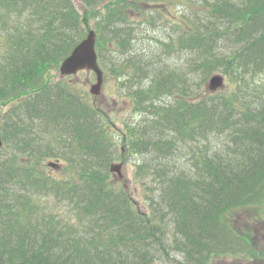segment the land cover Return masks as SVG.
Wrapping results in <instances>:
<instances>
[{"label":"trees","instance_id":"16d2710c","mask_svg":"<svg viewBox=\"0 0 264 264\" xmlns=\"http://www.w3.org/2000/svg\"><path fill=\"white\" fill-rule=\"evenodd\" d=\"M81 1L83 13L72 0H0V264L248 252L226 216L264 199V0ZM171 3L178 16L162 26L154 5ZM90 29L130 104L122 128L49 77ZM215 73L226 81L211 91ZM128 153L143 209L109 170Z\"/></svg>","mask_w":264,"mask_h":264},{"label":"rangeland","instance_id":"374dc122","mask_svg":"<svg viewBox=\"0 0 264 264\" xmlns=\"http://www.w3.org/2000/svg\"><path fill=\"white\" fill-rule=\"evenodd\" d=\"M72 1L78 12L83 13V2L81 0ZM154 6L164 14L162 16V20L159 22L160 24H162V26L164 24H170L171 20H174V18L178 16L176 5L173 3L168 5L157 4ZM148 9L149 8H147L146 10ZM152 46L153 45L151 41H146L145 50H149V48H151ZM49 77L54 81H58L60 79L67 83H70L75 90L80 93H84V95H86L87 98L91 99V101L95 105L101 106L102 110L108 112L110 120L114 121L116 124L115 126H117L118 128H122L123 122L132 115V111L128 107L129 102L127 101L128 104L126 103V96H120L123 94V92L118 88L119 85L117 87L114 78H111L112 76H107L104 74L101 93L97 96L89 92L91 84L96 81L95 75L91 71L80 70L75 74L63 76L57 69L52 72ZM12 103L13 102L7 103V105H4L3 108H8V105L10 106ZM114 130L117 133L119 132L115 128ZM132 154L133 153H128L126 154V158H121L115 161L122 163L121 172L123 174V180H119L115 173L112 174L114 176L116 185L125 184L126 188L132 196L134 203L138 206V208L143 209L146 206V201L143 196V190L141 187H139V184L137 183L133 175L134 157ZM49 162H51L50 165ZM46 165L48 166L49 172H51L53 176L62 177L64 175L62 161L52 158L46 161ZM247 205L236 208V211L235 209H233L228 212L226 221L230 226H232V228L235 229L232 230L237 231L240 236L246 238L249 241L248 252L246 253L245 251H242V248L244 250L245 248L244 246H240L238 247L237 253L230 252L212 256L208 264H264V260L262 262L257 258L258 252H260L261 248L264 246V199L259 203H252L251 205ZM239 227L241 228V230ZM179 257L180 253L173 250L170 255V261L159 260V262L156 261L154 264H178L175 262V260H178Z\"/></svg>","mask_w":264,"mask_h":264},{"label":"water","instance_id":"95a60500","mask_svg":"<svg viewBox=\"0 0 264 264\" xmlns=\"http://www.w3.org/2000/svg\"><path fill=\"white\" fill-rule=\"evenodd\" d=\"M82 69L92 70L96 74V82L91 84L90 92L94 95L100 94L103 83V72L97 61L95 33L93 30H90L87 36L73 48L71 53L63 59L59 67L62 75L73 74ZM222 85L223 76L220 74L213 75L208 81V87L211 90H216ZM1 145L2 139L0 137V147ZM121 165V162L110 165V171L117 173L120 179L123 178Z\"/></svg>","mask_w":264,"mask_h":264},{"label":"bare ground","instance_id":"6f19581e","mask_svg":"<svg viewBox=\"0 0 264 264\" xmlns=\"http://www.w3.org/2000/svg\"><path fill=\"white\" fill-rule=\"evenodd\" d=\"M54 78V77H53ZM209 80V79H208ZM185 86V85H184ZM209 90V89H208ZM222 92V91H221ZM189 93V92H188ZM215 93V92H214ZM212 94V93H211ZM218 94V93H217ZM221 95V94H220ZM202 99V98H201ZM195 102V101H194ZM192 105H194V104H192ZM124 137V136H123ZM122 144V143H121ZM127 147V146H126ZM131 156V155H130ZM136 159V158H135ZM130 160V159H129ZM132 161V160H131ZM140 164H142V163H140ZM66 167V166H65ZM68 169V168H67ZM67 172V171H66ZM65 172V173H66ZM64 177V176H63ZM112 179V178H111ZM120 186V185H119ZM123 186V185H122ZM123 189H125V188H123ZM128 190V189H127ZM125 192V191H124ZM264 192V191H263ZM127 194V193H126ZM144 196V195H143ZM144 200V199H143ZM249 203V202H248ZM251 205V204H250ZM240 206V205H239ZM248 206V205H247ZM145 210V209H144ZM235 211H236V209H235ZM229 212V211H228ZM236 214V213H235ZM241 216V215H240ZM242 217V216H241ZM247 220V219H246ZM245 220V221H246ZM227 223V222H226ZM247 223H248V221H247ZM249 225V224H248ZM227 226V225H226ZM230 227V226H229ZM240 228V227H239ZM232 229H234V228H232ZM235 230V229H234ZM240 230H241V228H240ZM235 232H237V231H235ZM238 235V234H237ZM237 235H235V236H237ZM246 235V234H245ZM227 236V235H226ZM234 237V236H233ZM233 241V240H232ZM150 243V242H149ZM225 248V247H224ZM226 251V250H225ZM213 252H216V251H213ZM224 252V251H223ZM233 252H234V250H233ZM237 253V252H236ZM240 253V252H239ZM238 253V254H239ZM210 256V255H209Z\"/></svg>","mask_w":264,"mask_h":264},{"label":"flooded vegetation","instance_id":"af4514ba","mask_svg":"<svg viewBox=\"0 0 264 264\" xmlns=\"http://www.w3.org/2000/svg\"><path fill=\"white\" fill-rule=\"evenodd\" d=\"M263 248H264V246L261 248L260 252H258V257H257L262 262L264 260V249Z\"/></svg>","mask_w":264,"mask_h":264}]
</instances>
